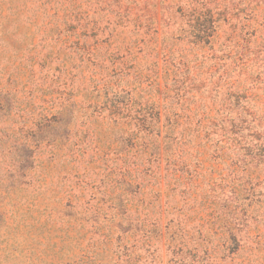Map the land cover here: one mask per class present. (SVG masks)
Listing matches in <instances>:
<instances>
[{"label":"rangeland","instance_id":"374dc122","mask_svg":"<svg viewBox=\"0 0 264 264\" xmlns=\"http://www.w3.org/2000/svg\"><path fill=\"white\" fill-rule=\"evenodd\" d=\"M171 5L165 4L169 10ZM161 6V0H0V264H264L262 88L248 92H257L258 99L240 100L255 120L246 119L239 144L230 139L219 158L210 154L205 161L202 172L212 174L214 184H173L175 200L165 197L161 206L134 198L135 184H127L130 148L121 142L127 128L119 124L125 110L110 118L105 109L106 123L86 117L81 108L96 70L86 62L89 49L98 51L101 76L115 82L107 96L126 100L117 95L134 86L127 83L134 70L126 67L129 60L121 65L120 47L128 42L138 50L157 27L161 33ZM76 11L101 12L114 21L121 12L125 26L117 27L123 29L118 34L111 31L113 23L95 36L74 19ZM179 22L186 29L185 21ZM247 33L240 32L238 45L236 38L222 40L223 34L216 44L228 56L233 78L238 58L251 59L253 71H264V43L263 52L254 55ZM185 46L176 44L174 62L180 55L184 61L194 58L195 50ZM147 67L143 59L137 68L144 74L145 95L155 94L163 103L178 100L174 107L192 116L216 107L210 86L198 91L178 83L181 91L175 89L179 73L167 78L162 56L158 74ZM248 71L239 78L247 80ZM197 72L190 68V80ZM208 77L201 75L206 82ZM62 108L69 117L57 123Z\"/></svg>","mask_w":264,"mask_h":264},{"label":"trees","instance_id":"16d2710c","mask_svg":"<svg viewBox=\"0 0 264 264\" xmlns=\"http://www.w3.org/2000/svg\"><path fill=\"white\" fill-rule=\"evenodd\" d=\"M251 1L256 2L253 7ZM170 3L172 10L165 6ZM161 5L162 16L158 21L160 27L162 26L161 33L160 28L157 27L155 37L144 44L140 42L138 50L130 44H125L128 42L120 47L124 59L120 62L121 65L125 67L129 60L131 66L126 67L134 70L133 79L127 81L134 86L117 95V97L127 95L126 100L119 97L112 101L107 96V90L113 87L115 82L111 78L101 76L99 70L102 62L97 54L98 51L89 49L86 62L89 67L96 70L93 73L95 77L92 76L93 84L90 88H86L89 99L85 106L81 105L86 117L106 123L109 121H106L103 115L105 109L110 110V118L117 115L118 110H125L126 120L119 124L120 126L125 124L127 128L125 129L127 136L122 138L121 142L126 143L127 146L129 143L130 148L128 151L132 172L127 184H135L134 198L141 201L143 197H147L151 205L159 206L162 205L165 197L168 202L175 200L176 188L173 184H214L211 182L214 180L212 174L202 172L205 161L209 160L210 154L219 158L223 150L229 148L230 139L239 144L240 134L247 129L246 119L250 117L251 120H255V114L249 104L246 107L240 104V100H247L250 103L259 97L256 96L257 92L249 95V91L262 88L264 92V78H260L264 75V71L259 69L260 65L257 66L259 70L253 71L254 64L251 65V59L238 58L233 68L238 70V74L233 78L227 62L228 56L220 54L222 50L216 48V44L221 42L222 34L224 36L222 40L234 42L233 39L236 38L235 43L238 45L240 32L246 29L249 34L247 42L252 39L256 49L254 55L261 54L264 43V0H161ZM39 9L33 11V21L39 16ZM41 9L45 10L48 17L51 16L45 3L42 4ZM246 10L250 12L242 16ZM100 13L89 16L86 12L76 11L73 16L75 20L78 19L86 32L91 30L95 36L110 29L109 25L113 23L115 28L111 29L112 32L119 34L123 31L122 28H117L125 26L124 15L121 12H116L115 21L110 17L104 20ZM179 19L185 21L186 29L182 27ZM103 23L105 27H102ZM181 41H184L186 46H191L190 52L195 50L194 58L184 61V55H180V60L174 62L170 56L177 52L175 46ZM161 56L165 59L167 78L173 75L172 72L175 75L179 73L180 81L176 77L173 80L175 89L181 91L180 87L176 86L178 83L183 87L188 86L189 90L198 91L210 86V92L214 91L213 99L215 98L216 107L208 109L206 114L198 111L192 116L184 107L181 106V110L174 107V103L179 104L178 100L163 103L155 94L145 95L144 74L137 69L138 65L145 59L151 71L158 74ZM190 68L198 71L192 80L189 77ZM242 70H249L247 80V76L242 80L239 78ZM124 73L128 76L132 75L130 72ZM203 74L209 75L207 82L201 79ZM254 74L257 76L254 77ZM216 75H218L217 80H215ZM247 81L250 83L249 87H246ZM99 104H101L100 109ZM108 104L110 107H107ZM74 105H77V102ZM56 114L58 116L54 120L57 123L69 117L66 108L59 109ZM166 185L168 192L164 190ZM183 192L191 194L186 190ZM158 213L162 215L161 210Z\"/></svg>","mask_w":264,"mask_h":264}]
</instances>
